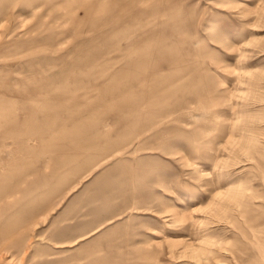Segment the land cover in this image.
<instances>
[{"label":"rangeland","instance_id":"rangeland-1","mask_svg":"<svg viewBox=\"0 0 264 264\" xmlns=\"http://www.w3.org/2000/svg\"><path fill=\"white\" fill-rule=\"evenodd\" d=\"M262 7L0 0V264H204L181 244L207 236L210 264H264V102H244L264 97ZM202 103L217 126L175 120ZM247 111L262 117L251 157L197 139L208 126L222 144ZM240 182L250 220L212 216Z\"/></svg>","mask_w":264,"mask_h":264},{"label":"bare ground","instance_id":"bare-ground-1","mask_svg":"<svg viewBox=\"0 0 264 264\" xmlns=\"http://www.w3.org/2000/svg\"><path fill=\"white\" fill-rule=\"evenodd\" d=\"M261 10L264 11V8L262 7ZM259 16H260V14H259ZM256 20H258V19H255V21ZM257 25H258V22H257ZM257 25L254 27H257ZM246 75L248 76L247 72H246ZM255 76L257 78H259L258 74L257 75L253 74V76L249 79L247 78V80H244V79L241 80V78H240V82L242 83V85L241 84L240 85L243 86V83H246L247 87L249 85L251 86L250 81H251V79L255 78ZM260 76H261V78L264 79V75H260ZM238 77H240V76H238ZM240 91L238 92V95H240L241 93H243V95L249 93L248 91H245V90L241 91V93H240ZM228 94L229 95H227L225 98V102L229 106L230 110L231 109L234 110L236 108L235 106L238 104L231 101V99L232 98L235 99L232 95L237 94V93L236 92L235 93L229 92ZM241 96H239V97H241ZM244 96H247V95H244ZM236 99L240 100L238 98V96H236ZM245 99H248V100L251 99L252 100L251 103H256V104L258 102H260V103L264 102V97H262L261 94H259L258 96H253V98H249V97L245 98L244 97V102L247 101ZM237 100H236V102H237ZM189 102H190V100H188L187 103H189ZM249 103H250V101L248 103L245 102V104H249ZM215 108L216 107H214L212 103H210V104L202 103V104L197 105L196 107L189 106L186 104L184 107H182L176 111L177 114L175 116V120H177V121L181 120L182 115L185 114L189 120H194V121H198V122H199V120L200 121L201 120L202 121L214 120V122H216L214 124L217 126L219 124V120H218L219 118L217 119L219 111L216 110ZM234 112H236V111H234ZM248 112H249V114L245 115ZM245 114L244 113L243 114L238 113V116L237 117L235 116L236 119L234 118V120L230 123V125L227 126V132L225 133L226 139H224V141H222V144H220L221 142L218 139L207 138L206 132L208 129H210V127H208V126L203 127L200 131H198L197 139L203 141L206 145H208L209 147H212V148L216 147L217 144L221 145V147L223 149H226L229 152V154H230L229 157H231L230 160H232V158H235L236 156H238L239 153H241V155L244 154L247 157H251L252 153L256 150V143L258 141V134H260V128L257 127V124L262 121V117H259L258 115H256V113H253L250 111L245 112ZM222 159L223 158H221V160ZM231 162H233V161H231ZM224 163H226V162H224ZM229 163L230 162H227L226 164H229ZM194 169L197 171V173H199L198 178L203 176V174H201L199 172V169L197 166L194 167ZM253 189L254 188L252 186L243 185V183L240 182V183L228 186L225 190L218 192V194H216V196L214 198H211L209 201L211 203V205L215 206V208H212V210H214V212L212 213V216L218 217V220L223 219L224 221L231 222L228 220V218L230 217V213H233V211H237L240 214V216L244 217L243 220L246 221V223H247L248 220H250V218H251V217L250 218L245 217V215L247 213L248 206L252 205L250 202H253L250 200L255 199L257 197L255 193L251 192V191H253ZM214 200H216V201H214ZM217 209L221 212L220 215H219V213H216V211H218ZM258 224H261V223L259 222L255 225H251L250 226L251 230L252 231L257 230L256 225H258ZM239 229H241V227ZM243 233L245 234V231H243ZM207 238L208 239L206 241H203L201 243V245H199V246L195 245L194 243H192L190 241V242H183L181 244L182 245L181 247H183L189 251V256L191 258H194L195 260H198L204 264H210L209 259L211 257L212 258L215 257L214 251H213L214 249H212L210 247L211 244H213L212 240H214V239H210V236H207ZM218 242H220V241H218ZM176 243H178L177 240H171L169 247H171L172 245H174ZM263 250H264V248H263ZM217 258L218 257H216V259ZM217 261H218V259H217Z\"/></svg>","mask_w":264,"mask_h":264}]
</instances>
